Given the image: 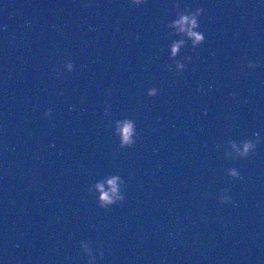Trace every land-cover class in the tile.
I'll return each mask as SVG.
<instances>
[{"label": "clouds", "instance_id": "clouds-1", "mask_svg": "<svg viewBox=\"0 0 264 264\" xmlns=\"http://www.w3.org/2000/svg\"><path fill=\"white\" fill-rule=\"evenodd\" d=\"M131 2L135 5H140L145 3V0H131ZM203 12L202 8H197L195 11H190L188 9H185L183 12H178V19H175L172 21L171 27H174L179 34H183L188 38H191L192 40V47L196 48L199 45H201L204 40L205 36L202 32L198 31L199 23L198 18L201 16ZM184 44V40L181 39L180 41L174 43L171 47V54L172 57H175L178 50L180 49L181 45ZM190 60L191 58H186ZM185 64L181 62L176 63V71L182 72L185 70ZM248 68H255L256 65L252 62H249L247 64ZM74 68V65L72 62H67L65 64V69L68 72H71ZM147 95L149 97H154L157 95V89L151 88L148 90ZM45 117L50 118L52 115L51 109H46L44 112ZM117 133L120 135V148H130L132 147L136 139L133 140V134H134V124L131 120H124V121H117ZM256 139L255 140H249L245 139L241 142L242 147L238 152L239 159H245L250 154L255 153V149L257 147V144L261 142V137L259 134H255ZM137 137V134H136ZM234 148L236 147L235 143L232 145ZM229 176L233 179H239L240 173L237 169L233 168L229 171ZM125 181L120 176H112L106 181V184L108 186V191L104 190V184L98 183L96 185V188L100 190L101 196L99 197V203L98 206L100 208H109L117 203L123 202L125 199V196L123 194H120L119 187L120 185H124ZM226 190H221V192H225ZM220 202L222 204H227L230 202V197L227 195H221L218 197ZM92 227H95L93 225ZM86 249V256H87V264H93V262L96 260V257H93L91 254V251L88 250L87 246L85 245ZM99 258L103 259L104 253L103 251H99L98 253Z\"/></svg>", "mask_w": 264, "mask_h": 264}]
</instances>
